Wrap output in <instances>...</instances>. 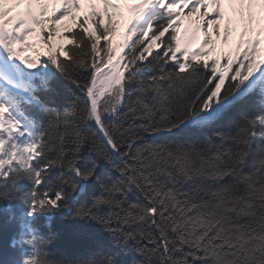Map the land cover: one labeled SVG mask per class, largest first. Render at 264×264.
I'll return each instance as SVG.
<instances>
[{"label":"snow or ice","instance_id":"obj_1","mask_svg":"<svg viewBox=\"0 0 264 264\" xmlns=\"http://www.w3.org/2000/svg\"><path fill=\"white\" fill-rule=\"evenodd\" d=\"M237 103L251 113L215 142H147ZM85 149L115 176L75 212L139 264H264V0H0V198L27 182L30 217L67 207ZM23 244L22 264H63L38 230Z\"/></svg>","mask_w":264,"mask_h":264},{"label":"trees","instance_id":"obj_2","mask_svg":"<svg viewBox=\"0 0 264 264\" xmlns=\"http://www.w3.org/2000/svg\"><path fill=\"white\" fill-rule=\"evenodd\" d=\"M89 11L88 6L84 15ZM54 86L63 94L60 104L63 107L71 97L72 84L58 79ZM251 111V106L246 103H237L228 110L226 105L220 104L210 113L192 117L175 130L163 132L147 142L156 146L179 143L185 148L205 140L215 142L216 132L230 130ZM211 116L213 118L208 119ZM82 156L81 167L87 166L85 162L96 160L95 173L88 180L78 178L77 190L67 207L30 217V208L23 199V194L31 189L27 182L21 185L23 191L18 197L0 198V264H22V259L29 254L23 241L37 230L50 241L53 252L63 264H100L106 255L114 257L116 264H139L134 241L122 248L120 239L111 235L103 224L76 214V208L92 203V196L99 188L98 179L104 181L115 176L111 165L95 153L85 149ZM129 199H135V194H130Z\"/></svg>","mask_w":264,"mask_h":264},{"label":"rangeland","instance_id":"obj_3","mask_svg":"<svg viewBox=\"0 0 264 264\" xmlns=\"http://www.w3.org/2000/svg\"><path fill=\"white\" fill-rule=\"evenodd\" d=\"M84 6L85 5L81 6L82 7V12H83ZM185 11H187V10H185ZM208 11H210L209 8H208ZM82 12L79 13L78 15H82ZM238 32H239V26L234 24L233 25L232 35H231V37L229 39L228 44H224L223 40L218 41V47H221V51H226V50H229V49L234 47V43H235L236 39L238 38ZM34 42L37 43L38 48L40 49V51L42 53V56H45L46 55V49L42 45L39 44L38 38H34ZM213 116H215V115H213ZM213 116L209 117L208 119L213 118Z\"/></svg>","mask_w":264,"mask_h":264},{"label":"bare ground","instance_id":"obj_4","mask_svg":"<svg viewBox=\"0 0 264 264\" xmlns=\"http://www.w3.org/2000/svg\"><path fill=\"white\" fill-rule=\"evenodd\" d=\"M7 7H12L14 9V13L13 14H15V12H19V11H21L23 9V6H17L15 4L8 5ZM209 9H210V11H208V12H209V18H210L211 15L215 12V6L210 4L209 5ZM195 19L196 18L194 17L193 20H195ZM201 36H202V33L200 34V37Z\"/></svg>","mask_w":264,"mask_h":264}]
</instances>
